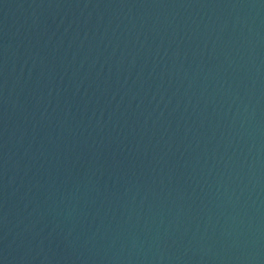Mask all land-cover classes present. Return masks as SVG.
I'll return each mask as SVG.
<instances>
[{"label":"water","instance_id":"water-1","mask_svg":"<svg viewBox=\"0 0 264 264\" xmlns=\"http://www.w3.org/2000/svg\"><path fill=\"white\" fill-rule=\"evenodd\" d=\"M0 264H264V0H0Z\"/></svg>","mask_w":264,"mask_h":264}]
</instances>
